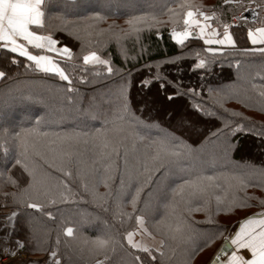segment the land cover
<instances>
[{
	"label": "trees",
	"instance_id": "trees-1",
	"mask_svg": "<svg viewBox=\"0 0 264 264\" xmlns=\"http://www.w3.org/2000/svg\"><path fill=\"white\" fill-rule=\"evenodd\" d=\"M240 2L244 7L236 0L229 5L224 0H110L108 6L105 0H45V28L33 30L72 50L73 60L60 61L70 82L33 70L22 57L12 64L11 55L0 50V70L6 73L0 94L8 93L0 95V224L13 210L19 213L11 236L25 240L21 253L30 258L55 252L59 264H207L239 225L243 211H264V54L252 51L257 47L247 38L248 28L264 26V11L258 9L257 22L234 23L233 17L259 0ZM181 4L212 10L218 26L233 24L229 31L235 46L213 57L195 37L185 45L173 41L171 31L181 29L188 10ZM97 15L103 19L84 35L81 30L92 24L88 18ZM132 17L147 20L137 25L138 35L112 38L108 30H127ZM90 51L118 71L108 74L105 65H85L83 55ZM193 51L213 63L194 70ZM157 75L165 79L157 80ZM141 79L153 82L142 86ZM174 88L180 93L193 88L200 95L166 100ZM208 89L219 95L210 96ZM198 103L243 130L225 129L214 137L221 119L195 112L192 105ZM165 135L193 151L171 163L162 183L157 172L141 192L136 208L150 203L146 224L164 244L162 251H139L128 245L126 236L137 228L135 217L142 213L130 202L117 209L110 197L101 204L106 189L99 178L105 165H112L113 191L121 173L136 183V173L143 172L141 165L157 152ZM229 141L231 149L224 151ZM22 153L38 182L15 164L16 159L23 161ZM16 198L38 202L41 208L28 209ZM67 228H72L71 236Z\"/></svg>",
	"mask_w": 264,
	"mask_h": 264
},
{
	"label": "snow or ice",
	"instance_id": "snow-or-ice-1",
	"mask_svg": "<svg viewBox=\"0 0 264 264\" xmlns=\"http://www.w3.org/2000/svg\"><path fill=\"white\" fill-rule=\"evenodd\" d=\"M71 2V0H68ZM233 0H224L225 5H229ZM236 3L239 7H244V4L240 0H236ZM253 0H248V4L251 5ZM106 6L110 4V0H105ZM181 9L187 8L188 10L183 15V24L181 30L177 31L175 28L171 31V39L179 45H185V42L191 37H195L203 42L204 45L209 46L204 49L206 53L216 56L222 54L225 50V46H235V40L232 33L229 31L230 27L234 26L230 23H223L222 28L223 32L218 33L216 28L212 27V20L216 16V13L208 15L204 11L198 10L195 5L190 4H181ZM256 8L264 11V0H259V3L256 4ZM171 12V10H169ZM245 11L251 12V15L259 19V14L251 9L250 7L245 8ZM45 0H0V50H3L11 55L10 62L12 64H18L19 61L16 57L25 58L30 62L29 67H33V70L41 71L44 73H49L58 76L63 81H69L70 77L66 74V70L61 66L60 61L65 58L67 61L73 60V52L67 46H60V42L55 39L52 35H42L35 29L45 28ZM89 20L92 21V24L87 25L81 31L84 35H89L88 29L91 28L96 21L103 19V17L95 16L89 17ZM241 19L247 21L246 17H241ZM154 20V18H153ZM235 17H233V21ZM160 23V21H155ZM140 23H147V20L143 17H132L129 21V28L127 30H121L120 32H111L109 34L112 38L120 41L127 38L133 34L138 35L139 28L137 27ZM105 31V30H101ZM78 37L80 33H77ZM247 38L253 45L261 44L264 45V26L258 28H248L247 29ZM210 45H218L219 47H211ZM28 46L36 50H40L41 54H34L32 51H29ZM252 51H259L264 54V47L252 49ZM47 53V54H45ZM193 55L196 57L195 62L192 65L194 70L204 69L206 70L208 66L213 63L212 59L201 58V53L193 51ZM83 62L85 65L88 64H97L107 66L106 71L108 74H113L115 71L112 66H110V61L107 59H102L97 51H90L88 54L83 55ZM6 77L5 71L0 70V79ZM155 79H165L162 76L157 75ZM141 85L147 86L150 85L153 81L152 79H141ZM167 82V81H166ZM171 83V82H167ZM163 87V85H161ZM209 95H219L213 89H208ZM260 94L264 95V87L260 89ZM0 95L7 96L8 93H3ZM121 95H123V89H121ZM200 93L193 89L188 88L185 92L180 93L178 88H174L171 92L166 95V100L174 101L177 96H192L197 97ZM127 104V101L124 102ZM192 108L195 112L203 115L207 114L210 116H216L218 119H221V127L217 128L212 135L214 137H219V135L224 134V130L227 129L228 132H236L243 130V126L236 124L235 127L226 120L223 119V113L219 115L217 112L208 111L198 103L192 105ZM227 111L226 109L224 110ZM175 114H173L170 119H174ZM140 123V121H136ZM264 135V133H261ZM175 149V150H172ZM231 149L230 141L224 145L223 150L227 151ZM115 150V149H113ZM193 150L187 149L186 145H183L180 141L176 140L174 136L165 135V139L159 142L157 152L154 155H151L141 167L143 172H137L135 179L136 183H132V176H125L124 173H121L120 183L113 191L111 184L114 182L115 169L112 165H105L104 171L99 178V182L104 184L106 189L105 193L100 198V203H106V198H112L115 201L117 209H119L124 202H130L134 211H140L142 214L135 217L137 224L141 226V234L145 229L142 226L145 223V215L149 214L151 211L150 203L145 201L144 207L142 209H137L136 205L140 199V194L143 189L147 186V183L150 181V178L154 176L157 172L159 176L157 181L162 183L164 179L168 176L169 167L175 159H179L182 155H189ZM22 159H16L15 164L20 165L24 168L25 171L33 177L34 182H38L37 174L34 170H30L27 163V156L25 153H22ZM64 172L65 176H71V172L65 170L64 168L59 169ZM145 173L147 175H145ZM211 179V178H208ZM63 183V182H61ZM192 182L185 181V185H190ZM67 191V185H63ZM84 190L87 191V187L83 186ZM154 187L159 188V184L154 185ZM70 195V193H69ZM63 200H67L68 196L64 193H61ZM95 199L96 194L93 193ZM17 204L23 202L26 204V208L39 210L41 204L38 202L27 203L26 201H21L19 198H16ZM19 213L13 210L10 213L9 218L14 222ZM48 216H51L52 213L48 212ZM257 217H249L243 220L239 224V230L236 231L235 235L231 238V243L236 247V249H246L250 252V258H245L244 255L238 254L237 251H233L231 256L226 259V264H264V213L258 214ZM31 217L26 218L28 222ZM14 227V223H13ZM72 228H67V235H72ZM134 232H127L126 240L128 245L133 248H139V245L134 241ZM97 245H103L104 241H95L93 242ZM25 240L17 241L18 247H23ZM144 252H148V248L145 247L142 249ZM53 257L56 256L55 252H52ZM136 262L139 261V257H135ZM221 257L217 255L216 261L219 264ZM56 264H59L57 261ZM97 264H100L97 261Z\"/></svg>",
	"mask_w": 264,
	"mask_h": 264
},
{
	"label": "crops",
	"instance_id": "crops-1",
	"mask_svg": "<svg viewBox=\"0 0 264 264\" xmlns=\"http://www.w3.org/2000/svg\"><path fill=\"white\" fill-rule=\"evenodd\" d=\"M258 27H262V26H257L255 28ZM251 46L257 48L264 47V45L261 44L253 45L252 43ZM260 213H264V211L259 212L257 214L249 215L244 219H242L241 222L249 217L259 218L258 214ZM12 224L13 221L9 217L3 220V222L0 224V261L2 258L6 256L13 255L14 253H21V251L19 250L20 247L17 246V240L11 236ZM142 228L145 229V231H143V234H141V230H140L141 226H139L138 224H137V228L132 231L134 232L133 239L139 245V248H135V249L142 251L143 248L147 247L148 250L162 251L164 240L160 236L152 233L149 230L146 224V219ZM238 230H239V225L235 229V231L228 237V239L223 240V242L220 244L219 248L215 251L214 255L207 264H217L216 261L217 255L221 257L219 264H226V259L231 256L233 251H237L238 254L244 255L245 258H250V252H248V250L236 249V247L231 243V238L235 235L236 231ZM56 262L57 260L51 254H47L36 257H30L27 260H25L23 264H56ZM17 264H22V263L20 262Z\"/></svg>",
	"mask_w": 264,
	"mask_h": 264
},
{
	"label": "rangeland",
	"instance_id": "rangeland-1",
	"mask_svg": "<svg viewBox=\"0 0 264 264\" xmlns=\"http://www.w3.org/2000/svg\"><path fill=\"white\" fill-rule=\"evenodd\" d=\"M250 7H254V8H256V5H251ZM256 10H257V12H258V8H256ZM202 11V10H201ZM204 12H206L208 15H212L214 12L212 11V10H208V11H204ZM233 21V20H232ZM234 23H237L235 20L233 21ZM212 27H214V28H216V30H217V32L218 33H222L223 32V28H222V26L221 25H217V24H215L214 23V19L212 20ZM177 31H180L181 29H176ZM206 46V45H205ZM211 47H219L218 45H210ZM206 47H209V46H206ZM227 47H230V46H225V48H227ZM257 213H259V212H256L255 210H254V212L252 211V212H247L246 210L245 211H243L242 212V214H241V216H239V218H241V220L242 219H244L245 217H247L248 215H253V214H257ZM247 215V216H246ZM243 217V218H242ZM241 220H240V222H241ZM240 222H239V224H240ZM238 227V226H237ZM236 227V228H237ZM235 231V230H234ZM233 231V232H234ZM233 232H231V233H229V234H227L226 236H225V238L223 239V240H225V239H228V237L233 233ZM223 242V241H222ZM219 248V247H218ZM217 248V249H218ZM21 257H17V255H16V257L15 258H13L12 260H11V264H17V263H22L23 261H25V260H27L28 259V256H27V254H25V253H21ZM18 260H19V262H18ZM23 264V263H22ZM101 264H102V261H101Z\"/></svg>",
	"mask_w": 264,
	"mask_h": 264
},
{
	"label": "built area",
	"instance_id": "built-area-1",
	"mask_svg": "<svg viewBox=\"0 0 264 264\" xmlns=\"http://www.w3.org/2000/svg\"><path fill=\"white\" fill-rule=\"evenodd\" d=\"M250 8L257 12L256 8H254V7H250ZM241 17H246L250 21L257 22V18L253 17L251 15V12H248V11H245V12L240 13L239 15L235 16V21L240 20ZM16 255H17V257H21L22 256L21 253H14L13 255L6 256V257L2 258L1 261H0V264H11V260L13 258H15Z\"/></svg>",
	"mask_w": 264,
	"mask_h": 264
}]
</instances>
